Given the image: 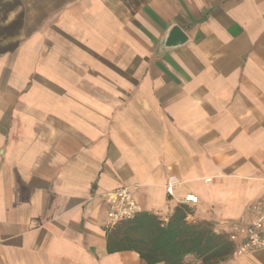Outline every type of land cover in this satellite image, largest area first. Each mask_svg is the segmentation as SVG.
Instances as JSON below:
<instances>
[{"label":"crops","instance_id":"crops-1","mask_svg":"<svg viewBox=\"0 0 264 264\" xmlns=\"http://www.w3.org/2000/svg\"><path fill=\"white\" fill-rule=\"evenodd\" d=\"M120 186L162 220L186 193L217 232L255 219L264 0H0V264H144L108 249Z\"/></svg>","mask_w":264,"mask_h":264},{"label":"trees","instance_id":"trees-1","mask_svg":"<svg viewBox=\"0 0 264 264\" xmlns=\"http://www.w3.org/2000/svg\"><path fill=\"white\" fill-rule=\"evenodd\" d=\"M185 204H177L162 220L153 212L140 211L133 219L117 225L118 237L109 250H134L144 264H188L192 255L202 264H216L233 254V243L206 220L188 221Z\"/></svg>","mask_w":264,"mask_h":264},{"label":"built area","instance_id":"built-area-1","mask_svg":"<svg viewBox=\"0 0 264 264\" xmlns=\"http://www.w3.org/2000/svg\"><path fill=\"white\" fill-rule=\"evenodd\" d=\"M136 186H120L108 192L105 196L106 216L111 226L133 219L141 210L134 196ZM168 195L173 194V183L169 180L166 184ZM198 201L196 195L186 193L178 202L181 204H194ZM257 216L251 222L234 226L229 233V238L235 242L234 252L242 253L250 249L264 246V203L254 206Z\"/></svg>","mask_w":264,"mask_h":264},{"label":"water","instance_id":"water-1","mask_svg":"<svg viewBox=\"0 0 264 264\" xmlns=\"http://www.w3.org/2000/svg\"><path fill=\"white\" fill-rule=\"evenodd\" d=\"M186 40L185 32L177 25L173 26L165 38L167 46H173L183 43Z\"/></svg>","mask_w":264,"mask_h":264},{"label":"rangeland","instance_id":"rangeland-1","mask_svg":"<svg viewBox=\"0 0 264 264\" xmlns=\"http://www.w3.org/2000/svg\"><path fill=\"white\" fill-rule=\"evenodd\" d=\"M227 235H228V238H229V234L228 233H226ZM230 239V238H229ZM231 240V239H230ZM232 241V240H231ZM232 243H233V254H234V251H235V249H236V244H235V242H233L232 241ZM232 254V255H233ZM232 255L230 256V257H232ZM230 257H227V258H225L223 261H220L219 263H216V264H221V263H223L224 261H227ZM186 262L188 263V264H202L198 259H196L195 257H193V256H191V257H188L187 258V260H186Z\"/></svg>","mask_w":264,"mask_h":264}]
</instances>
